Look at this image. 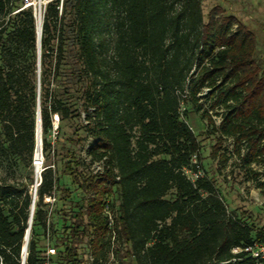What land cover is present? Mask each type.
<instances>
[{
    "label": "trees",
    "instance_id": "16d2710c",
    "mask_svg": "<svg viewBox=\"0 0 264 264\" xmlns=\"http://www.w3.org/2000/svg\"><path fill=\"white\" fill-rule=\"evenodd\" d=\"M41 48L39 83L33 6L0 0V165L30 170L26 182L0 175V264H22L39 97L46 168L25 264H83L79 247L86 242L93 262L101 261L113 251L104 214L108 198L115 239L124 242L121 257L129 264H264L244 250L233 252L264 243V228L229 214L213 179L192 181L183 170L196 171L192 157L200 158V141L186 119L190 111L218 134L214 153L232 138L247 164L264 161V62L255 58L251 30L214 12L205 23L202 0H50ZM203 92L221 116L219 124L201 103ZM89 107L96 109L94 118ZM83 113L87 122L75 131L84 133L53 143L54 117L59 134L62 122L80 120ZM89 135L96 138L93 158L107 156L97 175L76 155ZM116 170L121 179L108 186ZM62 176L84 196L70 201L63 215L70 223L55 238L56 254L46 257L40 241L51 229L56 234V227L48 225L45 197L58 200ZM63 191L71 197L68 187Z\"/></svg>",
    "mask_w": 264,
    "mask_h": 264
},
{
    "label": "rangeland",
    "instance_id": "374dc122",
    "mask_svg": "<svg viewBox=\"0 0 264 264\" xmlns=\"http://www.w3.org/2000/svg\"><path fill=\"white\" fill-rule=\"evenodd\" d=\"M41 1L42 10L44 11L46 0ZM33 2H35V5H33L35 15L39 17L40 0H33ZM202 11L205 23L209 22L212 12H214L216 18L219 15H232L243 23L256 36L255 58L259 62H264V0H202ZM235 28L236 26H234ZM201 97V103H203L204 108L210 109V101L204 98L205 92L201 94ZM186 105L183 104L182 110ZM187 108L190 109V106H187ZM210 111L214 116L216 124H219L221 116L211 109ZM218 111L219 113L222 112L220 108ZM186 119L201 144L200 158H198L200 169L205 175L214 180L218 193L227 206L228 213L236 216V218L245 219L255 230L264 228V161L247 164L235 151L236 147L232 138L225 139L221 147L218 148V152L214 153L215 146L219 145L217 144L218 134L208 132V129L211 127L208 125L207 120L203 119L200 113L195 111H190ZM54 121L57 127L59 125L58 118L54 117ZM81 123H86L83 117L74 122L64 121L61 123L62 128L60 133L58 134L54 127L55 130H53L49 138L53 143L58 141V145H61L67 137L84 133L82 130L78 133L75 131V128H78ZM55 132L56 135L54 136ZM82 147L80 145L75 147L76 155L81 159ZM245 152L246 146L243 145L242 154ZM61 172L62 167L59 166L58 174ZM29 173L30 170L26 168L14 170L13 168H9L6 163L0 165V175L8 180L19 179L26 182V177ZM33 175L35 176V168L33 169ZM65 187H68L70 190V198H67L63 191ZM58 189L60 191L57 194L58 200L55 202L49 217L51 225L53 224L56 227V234H53L51 229L50 233L46 234L45 238L40 241L42 253L46 257H52V254L48 253V249L55 247L53 245L55 238L58 234L61 236L64 231V225L70 223L69 221H65L63 216L64 212H69L70 207L73 205L70 201H78L84 196V193L67 176H62L61 185L58 186ZM48 210L50 209L48 208ZM87 244L86 242L79 247L80 258L83 260V264H129L125 257H121L125 251V244L117 238L114 240L113 251L108 249L106 256L96 263L90 258L89 263L86 260L88 254ZM54 259H57L56 256H54ZM50 261H53V259ZM59 264L64 263L60 261Z\"/></svg>",
    "mask_w": 264,
    "mask_h": 264
},
{
    "label": "built area",
    "instance_id": "2783aa9c",
    "mask_svg": "<svg viewBox=\"0 0 264 264\" xmlns=\"http://www.w3.org/2000/svg\"><path fill=\"white\" fill-rule=\"evenodd\" d=\"M26 4L29 3L28 0H25ZM95 107H89V116H92L93 118L95 117ZM83 119L85 120L86 114H82ZM90 121V120H89ZM87 122V120H85ZM55 124V122H54ZM55 129H57L56 124L54 125ZM56 135V132L54 133V136ZM41 144H40V150L39 152L37 149H35L34 156H33V165L35 168V182L31 187V194L33 195V198L36 197L37 200V190L38 187L41 185L42 182V172L45 170V157H44V152H43V138H41ZM96 141V138L93 135H89L85 144L82 147V159L84 161V168H86L89 173L93 175H97L100 173H103L105 171V168L107 166V156H104L101 159H94L91 153V149L93 148V145ZM192 165H195L197 167V170L194 171L191 167H185L184 173L187 175L189 179L192 181H195L197 178L204 176V172L200 169V165L198 163V153H195L192 157ZM121 177L118 174V171L116 170V175L114 178H108L106 181L108 186H112L113 183H118L120 181ZM45 201L47 203H50V210L49 213L53 210L54 203L56 201L55 196H46ZM118 203V201H117ZM35 209V208H34ZM34 214V212H33ZM104 214L107 216L108 219V225L112 230V245H114V240H115V220H116V215H115V209L113 206H111V198H108L106 201V205L104 208ZM30 221V219H29ZM33 219L32 222L29 223L32 227ZM48 225H50V219H48ZM29 227V226H28ZM31 233V231H30ZM30 239V238H29ZM88 247V254H87V259L89 261V258L94 261V257L92 252L89 254V243L87 244ZM246 251L249 252L253 257H255L258 261L264 259V243H259V242H254L252 245L246 246L245 248H240V247H235L233 249L234 253H238L240 251ZM49 254H56V248L52 247L48 249ZM27 259V258H26Z\"/></svg>",
    "mask_w": 264,
    "mask_h": 264
},
{
    "label": "water",
    "instance_id": "95a60500",
    "mask_svg": "<svg viewBox=\"0 0 264 264\" xmlns=\"http://www.w3.org/2000/svg\"><path fill=\"white\" fill-rule=\"evenodd\" d=\"M50 0H47L45 2L48 3ZM42 1L40 0V10H39V18L37 19V34H38V78H39V83H40V76H41V56H42V48H41V38H42V24H43V10H42ZM33 6L35 3H27L26 6ZM36 16V15H35ZM37 18V16H36ZM39 90H40V85H39ZM55 125V124H54ZM42 138V118H41V105H40V97L38 98V110H37V131H36V149L39 152L40 150V144H41V139ZM35 202H36V197L33 198V203L31 207V215H30V221L29 223L32 222L33 219V212L35 208ZM30 231H31V225H29L27 231H26V236H25V243L23 246V251H22V264H25L26 258L28 256V244H29V238H30Z\"/></svg>",
    "mask_w": 264,
    "mask_h": 264
},
{
    "label": "bare ground",
    "instance_id": "6f19581e",
    "mask_svg": "<svg viewBox=\"0 0 264 264\" xmlns=\"http://www.w3.org/2000/svg\"><path fill=\"white\" fill-rule=\"evenodd\" d=\"M29 1V3L31 4V3H35V2H33V0H28ZM47 1V0H46ZM39 16V15H38ZM37 18H39V17H37Z\"/></svg>",
    "mask_w": 264,
    "mask_h": 264
}]
</instances>
